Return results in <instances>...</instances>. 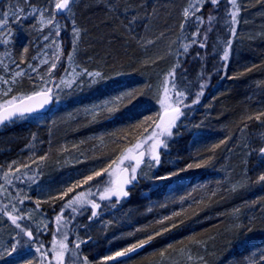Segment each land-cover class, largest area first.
<instances>
[{"label":"trees","instance_id":"16d2710c","mask_svg":"<svg viewBox=\"0 0 264 264\" xmlns=\"http://www.w3.org/2000/svg\"><path fill=\"white\" fill-rule=\"evenodd\" d=\"M238 3L242 6L241 15L254 13L264 20V0L259 3L238 0ZM187 4L188 0H76L73 19L80 29V54L90 68L99 69L108 79L115 77L110 79L107 95L124 89L136 94L131 103L124 99L114 116L103 122L106 145L97 148L99 154L119 156L127 145L151 132L154 126L151 123L139 128L132 126L147 116L156 120L161 110L157 97L163 96V90L157 96L154 88L158 84L162 88L165 74L175 64L170 54L172 42L196 32L194 18L187 21L184 31L179 28ZM206 7V11L217 16L213 31L208 34L207 47H199L202 38L198 37L176 69L177 83L187 97L185 103H191L202 84L204 95L199 104L183 109L186 115L182 118L191 119L192 124L188 129L179 128V135L169 141L167 152L161 150L162 163L156 169V176L172 171L178 175L133 186L129 207L163 199L173 192H185L184 208L175 211L167 221L169 231L158 235L164 241L162 245L166 244L165 249L173 245L167 251L169 254L176 251L168 256L181 257L179 250L189 244V237H195L207 245L206 249L195 248L194 257L202 255L208 264H238L244 256L257 252L255 245L264 249V184L261 188L255 182L248 184V188L232 184L244 166L258 167L260 157L251 149L264 146V116L259 121L254 118L264 111V35L247 40L238 24L236 35L231 36L230 16L225 11L231 9L226 0L219 9ZM133 16L137 19L130 24ZM206 27L207 24L201 32ZM26 35L24 31L17 33V51L25 48ZM230 38L229 60L223 61L220 57ZM148 40L155 43L146 44ZM141 89L145 95H139ZM249 116L253 119L248 120ZM13 130L15 135L24 134L18 124ZM20 139L21 144L29 140ZM222 140L226 143L213 151V146ZM209 158L211 162L206 167L179 171L189 163ZM143 194L146 195L140 197ZM236 208L240 209L238 216L232 214ZM173 224L176 226L172 227ZM236 225L242 227L237 229ZM243 226H250L252 231L247 232ZM249 237L254 242L248 246L251 252L240 245V241ZM46 239L49 245V237Z\"/></svg>","mask_w":264,"mask_h":264},{"label":"rangeland","instance_id":"374dc122","mask_svg":"<svg viewBox=\"0 0 264 264\" xmlns=\"http://www.w3.org/2000/svg\"><path fill=\"white\" fill-rule=\"evenodd\" d=\"M29 3L47 17L54 10L55 0H29ZM193 3H195V0H193ZM206 5L203 6L202 13H197V15L202 14L205 21L209 13H212L206 11L208 8ZM15 6H20L19 0H0V14L11 11L12 7ZM22 6L25 9L29 8L28 3ZM186 7H188V4ZM73 11L74 5H72L70 13L57 15L56 22L60 26L59 37L54 35L56 30L54 25H41L38 13L35 18L29 17V19L20 23L10 22L9 28L12 34L8 37V43H0V77L11 81L14 72L23 71L26 73L24 76L17 77L15 84L0 85V96L3 97L0 98V105H3L12 96L21 98L31 94L34 90V84L40 83L39 77L48 79L45 73L52 63L53 53L57 51L60 53V61L53 71L49 83V85L54 84L55 102L51 109L44 113L29 114L14 119L13 122L7 124V129L2 127L0 130V184H3L7 189V191L0 192V210H2L0 211V253L6 247H10L13 242L11 238L16 234L14 225L11 224L6 215H3V211H11L12 205L15 204L17 208L22 210L21 214L26 216L30 214L31 218L25 219L21 223L22 225H28L37 235L38 241L43 243L44 250L49 252L48 260L51 261V264H56V261L52 259L51 252L53 236L55 234L56 240L59 242L63 239L65 233H67L65 243L69 245L70 250L73 249L77 238L88 241L81 244L77 264H82L83 256L88 257L90 264H198L195 260L188 261L185 254L173 259L171 256L176 251H172L171 254L166 252L165 257L167 259L163 262L159 255L165 250L166 244L162 245L164 241L156 233H162L167 228L166 223L175 211H182L181 209L184 208L183 204L185 203L183 199L186 195L185 192L179 194L173 192L163 199L144 202L142 206L136 205L135 207H129V196L113 208L111 205L115 202V197L104 201L99 199L103 188L109 186L105 183L109 180V177L103 175L75 189L70 194V196H74L78 192L87 194L88 189L91 187L94 195H86V199L95 200L101 205L97 209L98 217L91 221L88 219L91 214L90 204L85 203L83 207L75 205V212L71 208H65L61 212V205L66 202L68 197L65 198V201L59 203L58 209H56L58 201L55 203L43 202L47 201L49 196L57 195L68 186L77 181H82L84 177L91 175L94 171L107 167L112 160L118 157L97 152V148L101 149L106 145L104 141L105 132L102 131L103 122L113 117L116 112L110 113L98 106L112 100L115 101V107L118 109V105L122 101L118 100L117 97H123L126 93L131 92L130 89H124L121 92H113L107 95L106 89L110 86V79L115 77L108 79V77L103 76L99 69L88 66L85 57H82L80 50H78L81 34L75 45L76 51L73 52ZM239 18L240 31L246 37L245 39L251 40L257 35H264V31H261L264 30L262 24L264 20L260 15L254 13L252 15L244 14ZM195 24H197L196 20ZM20 31L27 34L25 48H28V52L26 54L21 50H16L17 33ZM195 33L184 39L173 40L170 54L173 56L175 63L179 60L181 64L187 54L181 45L187 44L190 49L194 45L192 43L193 39L198 42ZM44 36H49V39L45 41ZM53 40H56L57 44H53ZM45 45H51V47L46 48ZM45 53H47V56H45ZM69 54L73 57L71 61L68 60ZM33 57L36 59H33ZM22 58L27 62L20 64V67L17 68L12 61L15 60L18 63ZM46 58L49 63L40 64V61ZM28 64L39 65L37 72H32ZM73 69H75V73ZM84 69L89 72H100L104 79L92 84L91 77L76 75ZM37 73H39V77ZM29 76L32 77V80L29 79ZM61 77L66 81H73L72 86L65 87L61 84L57 88L56 84H59ZM8 87H11L12 91L7 95H3V90ZM161 89V85H155L154 94L158 96ZM104 95L105 97L102 98ZM93 108H95V119L89 111H86ZM159 113H162V109ZM189 121L191 119L181 118L180 129H188L192 124ZM17 124L24 133L23 135H15L13 127H16ZM144 136L145 134L129 146L127 145L121 155L127 154L129 149H132ZM20 137H26L29 140L25 144H21ZM144 148L147 149L145 146ZM41 156H46L47 159L39 160ZM145 159H147V156ZM34 160L36 163H33ZM14 161L16 164L12 165L11 169V173L14 174H10L8 177L12 180V184L9 185L4 179V173L9 171V165ZM21 162L30 165V167L21 168V171L16 173L15 168L20 166ZM128 163V161H125L124 166H127ZM115 167L116 165H113V168ZM141 168L146 175L140 176L134 184L135 187L141 185L143 181L152 180L149 177H154L158 173L157 168L149 169L146 165H141ZM242 170V172L235 175L236 180L233 177L234 182L232 184L246 188L249 187L248 184L254 183L258 176L264 172V168L262 169L259 166L250 169L244 166ZM29 176H33L35 182L29 180ZM111 179H115V177ZM263 184L260 183L259 188ZM145 195H140V197ZM25 196L30 197V199H23ZM21 199H23V204L19 203ZM37 200L42 201L39 206L35 203ZM58 214L64 218L59 223L55 219ZM158 228L161 229L157 230ZM150 235L154 239L136 252L130 253L127 257L104 261V257L114 255L115 252L145 240ZM46 237H49V245L46 243ZM177 240L179 241L178 238ZM35 247L36 245L18 246L17 252L11 256L4 255L3 258H0V264H28L29 260L35 262L39 257V253L35 252ZM195 248H192V253ZM169 251L171 250L169 249ZM256 253L244 256L238 264L246 257ZM168 254L171 256H168ZM45 264H48V261ZM64 264H72L70 252L65 254Z\"/></svg>","mask_w":264,"mask_h":264},{"label":"snow or ice","instance_id":"6c2138e0","mask_svg":"<svg viewBox=\"0 0 264 264\" xmlns=\"http://www.w3.org/2000/svg\"><path fill=\"white\" fill-rule=\"evenodd\" d=\"M225 0H195V3H193V0H188V7L183 9L182 16H183V22L180 23L179 28L181 31H184L185 24L188 20L195 18L197 21L196 24V33L195 36L201 37L202 39L199 41V47L200 48H206L207 47V40H208V34L213 31V24L217 20V16L210 13L207 16V20L205 21L204 16L197 15V13H202V8L204 5H211L212 8L219 9L222 3H224ZM227 4L229 5L231 11L228 10V8L225 9L226 12H228V15L230 16V35L235 36L237 33V27L239 24V16L242 11V6L238 3V0H226ZM259 3L260 0H257ZM28 3L29 8L25 9L22 5ZM76 3V0H55L54 4V10L49 13L47 17H45L44 13H41L39 9L33 8L29 0H19L20 6L12 7L11 11H5L2 14H0V43L7 44L8 43V37L11 36V30L9 28V24L12 21H15V23H20L22 21H25L29 19V17L35 18L36 15L39 13L40 16V23L41 25L47 24L49 26H55L56 30L54 35L56 37L60 36V26L56 22L57 15L64 14V13H70L72 11V5ZM137 17L133 16L132 20L129 22L134 23L136 21ZM207 23V27L203 32H201V27ZM72 35H73V52L76 51L75 45L80 37V29L75 26V22L73 21V28H72ZM161 36H163V33H161ZM43 39L47 41L49 39V36H44ZM53 44H57L56 40L52 41ZM146 44H154L155 41L148 40L145 42ZM193 44L197 43L196 39L192 40ZM226 46L223 49V54L220 57L223 61L229 60V50L232 46V39H228L225 42ZM59 47V45H57ZM45 47H51V45H45ZM184 52L187 53L189 50V45L184 44L181 45ZM24 54L28 52V48L23 49ZM200 53H197V56H199ZM45 56H47V53H45ZM33 59H36L33 57ZM73 59L72 55L69 54L68 60L71 61ZM60 61V53L59 51L54 52L52 56V63L50 67L47 69L45 75L48 77V79H44V77H39V73H37L40 83L34 84V90L31 95L25 96L23 98L12 96L11 99L6 100L3 105H0V126H4L8 123L13 122V120L16 117H23L26 113H31L35 111L37 108H43L45 105H47L51 99H52V93L53 88L49 87V83L51 82V77L53 74V71L57 68V64ZM17 68L20 67V64H24L27 61L25 59H21L18 63L13 60L12 61ZM155 63V61H152ZM48 59H43L40 61V64H48ZM28 67L32 70V72H37V69L39 65L33 66L31 64H28ZM180 67V61L177 60V62L172 66V68L169 69V71L165 74V78L162 82V90H163V96L157 97L158 102L161 106L162 113H158L156 120H153L152 116H147L144 118L143 121L140 122V124L133 125L132 128H139L141 124L145 123H151L154 125L152 127L151 132L148 133V135L144 136L142 140H140L138 143H136L132 149H129L127 154H122L121 156H118L116 159L112 160L111 163L105 167L102 168L99 171H94L91 175H88L84 177L82 181H77L76 183L68 186L67 188L60 191L57 195L49 196L47 201H43L45 203H55L57 201H65V198L68 197L65 203L61 205V212L64 211L65 208H71L73 212L76 211L75 205H79L81 207L84 206L85 203L91 205V214L88 217V219L91 221L98 217L99 213L97 209L101 207L99 203H97L95 200H89L86 199L87 196H92L94 193L92 192L91 187L88 189L87 194L85 192H78L74 196H70L71 193L75 191V189L82 187L84 184H88L89 182L93 181L95 178L101 177L103 175H107L109 177V180L106 181L109 186L104 187L103 190L100 192L99 199L101 201L104 200H111L113 197H115V202L111 205V207L115 208L117 204H120L123 199H126L130 196V189L134 186L135 182L138 181L140 176L146 175L144 173L143 169L141 168V165H146L149 169H156L161 166V150L164 152H167L169 149V141L174 137V135H179V128L181 127V118L186 115V113L183 111V109L190 108L193 105H197L200 103L201 97L204 95L203 88L204 85L202 84L201 91L198 92L195 95V98L191 100V103H185V100L187 97L185 96V90H182L181 87L177 83L176 79V69ZM250 70V69H249ZM67 71V69H65ZM73 72L75 73V69H73ZM26 75L23 71H16L14 72L11 81L4 79L3 77H0V85H11L15 84L16 78ZM77 76H88L91 77V83L95 84L98 83L99 80L104 79L102 74L100 72H89L87 69H84L80 73H76ZM29 79L32 80V77L29 76ZM73 81H66L63 77L60 78L59 84H56V87L59 88L60 85H64L65 87H71ZM12 91L11 87L5 88L3 90V95H7ZM171 93V95H170ZM139 95H145L144 91L141 89L139 90ZM0 98H3L0 96ZM136 98V94L129 92L126 93L123 97H117L118 100L123 101L124 99H127L129 103H131ZM111 105V106H110ZM98 107L103 108L104 110L108 112H115L118 109L115 107V101L109 100L104 105H99ZM89 111L93 119H95V108L86 110ZM264 116V111L260 112L258 115H256L254 118L259 121L261 117ZM248 120L253 119L252 116L247 117ZM194 127H199V125H194ZM245 127H247V124H245ZM174 130L176 132L174 133ZM145 132H148V129H144ZM115 135V134H113ZM226 141H220L219 144H216L213 146V151L216 148H219L222 144H225ZM148 145V148L145 150L144 146ZM247 147V145H245ZM251 152H257L260 160L258 163L259 167L264 168V146L259 147V149H251ZM251 154V153H249ZM147 156V159L145 157ZM46 156L39 157V160H46ZM125 161H128V165H125ZM211 162V158L207 160H203L201 162L197 163H189L186 165L185 168L179 169V171H186L187 169L191 168H202L206 167ZM33 163H36L34 160ZM246 163V161H245ZM16 164V162H12V164L9 165V171H6L4 173V179L7 184H12V180L8 179L11 173L12 165ZM113 165H116L115 168H113ZM30 165L22 163L20 166L15 168V172L19 173L21 171V168H29ZM111 169V170H110ZM178 175V172L172 171L166 175L162 176H156V177H149L150 179H155L159 181H165L170 179L172 176ZM112 177H115V179H111ZM19 179V177H17ZM29 180L34 181L33 176L28 177ZM255 183L260 184L264 183V172H262ZM98 187V185H97ZM235 190V187L233 188ZM7 191L5 186L3 184H0V192ZM215 195V193H213ZM23 199H30V197L25 196ZM23 199L19 200L20 204H23ZM36 205L39 206L42 201L37 200L35 201ZM151 210V209H149ZM2 211V210H0ZM15 213V214H14ZM22 210L17 208L15 204L12 205L11 211H3V215H6L8 220L11 222L12 225H14L16 234L11 238L13 241L10 244V247H6L2 253H0V258H3L4 255L11 256L13 253L17 252L18 246L21 247H27L36 245L35 252L39 253L38 259H36L35 262L32 260L28 261V264H45L46 261H48V264H51V261L48 260L49 252L44 250V245L42 242L38 241L37 235L34 234V231L28 226V225H22L21 221L25 219H30L31 216L29 215H23L21 214ZM240 213V209L236 208L233 210V215L238 216ZM174 215H179V213H175ZM56 222L59 223L62 219H64L61 215L56 216ZM166 219H168L166 217ZM176 225L173 224L172 227H175ZM47 227V225H45ZM237 229L242 227L241 225H236ZM245 227L247 232H251L252 228L250 226H243ZM59 231V229H57ZM164 231H169L168 228H165ZM156 235H161L160 232H157ZM17 237H19L17 239ZM91 239V237H89ZM154 239L153 236H148L147 239L141 240L138 243L132 244L129 247L124 248L121 251H117L114 253V255L106 256L104 257V261L109 260H115L120 257H127L130 253L136 252L138 249L143 248L146 244H148L150 241ZM67 240V233L64 234L63 239L59 240L57 242L55 234L53 236V248L51 250L52 252V259L56 261V264H64L65 262V254L69 253L72 257V264H77V258L78 253L81 247V244H85L88 241L87 240H81L77 238V241L74 243L73 249H69V245L65 243ZM189 244L185 245L183 248H181L179 251L182 254L186 255V258L188 261H193L194 259L199 262V264H208V261L205 259L204 256L198 255L193 256L192 255V248H205L207 242L197 240L195 237H189L188 238ZM254 242L252 239L246 238L245 240L240 241V245L245 247L249 252L252 251L251 248H248L249 245H253ZM257 249V253L251 256H248L245 258V260H242L240 264H264V249L260 248L258 245H255ZM173 245H169L168 249H172ZM168 249H165L162 251L159 255L163 260L167 259L165 257V253L168 251ZM82 264H90V261L87 256L82 257Z\"/></svg>","mask_w":264,"mask_h":264},{"label":"water","instance_id":"95a60500","mask_svg":"<svg viewBox=\"0 0 264 264\" xmlns=\"http://www.w3.org/2000/svg\"><path fill=\"white\" fill-rule=\"evenodd\" d=\"M49 87H52V88H53V93H52V99H51V101H50L47 105H45L43 108H37L35 111H33V112H31V113H26L25 115L36 114V113H42V112H46V111L50 110V108H51L52 105L54 104V84L51 83V84L49 85ZM31 94H32V93H31ZM31 94H28V95H31ZM28 95H25V96H28ZM25 96H23V97H25ZM23 97H21V98H23ZM16 118H19V117H16ZM16 118H15V119H16ZM2 127H3V126H0V130H1ZM145 150H146V149H145Z\"/></svg>","mask_w":264,"mask_h":264},{"label":"flooded vegetation","instance_id":"af4514ba","mask_svg":"<svg viewBox=\"0 0 264 264\" xmlns=\"http://www.w3.org/2000/svg\"><path fill=\"white\" fill-rule=\"evenodd\" d=\"M132 188V187H131ZM130 193H131V189H130Z\"/></svg>","mask_w":264,"mask_h":264}]
</instances>
